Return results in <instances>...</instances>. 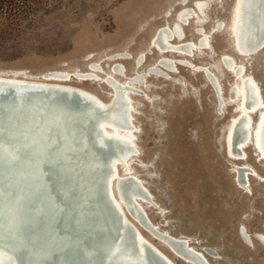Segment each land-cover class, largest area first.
<instances>
[{
  "label": "rangeland",
  "instance_id": "1",
  "mask_svg": "<svg viewBox=\"0 0 264 264\" xmlns=\"http://www.w3.org/2000/svg\"><path fill=\"white\" fill-rule=\"evenodd\" d=\"M196 1L40 0L27 13H15L14 17L1 10L0 73L20 71L36 77L63 71L76 76L93 70L95 63L99 80L73 79L71 84L95 93L106 104L110 90L103 81L111 73L119 82L135 79L134 62L146 52L149 54L139 70L150 75L159 57L151 52L156 31L172 26L177 15ZM205 2L203 22H192L185 31L190 42H198V26L208 34L215 54L198 53L192 60L212 69L213 77H220L223 93L202 74L183 67L171 74V80H166V74L162 78L148 76L133 87L129 103L134 106L138 152L129 166L121 163L120 169L125 172L129 167L140 183V189L134 188L132 194L144 218L133 217L123 186L116 185L115 193L130 214V225L177 264H181L175 259L182 256L179 248L161 245L153 235L163 233L171 241L191 239L204 254L200 256L202 264H264V163L255 157L254 149H246L247 167L251 173L257 170L259 177L254 173L251 186L244 188L241 162L232 161L225 152V134L236 109L222 104L229 102L236 80L223 72L221 61L223 55H230L246 66L264 96V50L251 57L237 56L231 41L236 0ZM117 65L122 70L120 76L113 73ZM257 234L261 236L255 238Z\"/></svg>",
  "mask_w": 264,
  "mask_h": 264
},
{
  "label": "bare ground",
  "instance_id": "2",
  "mask_svg": "<svg viewBox=\"0 0 264 264\" xmlns=\"http://www.w3.org/2000/svg\"><path fill=\"white\" fill-rule=\"evenodd\" d=\"M206 2L205 0H198L196 1L195 5H193V7L190 6V8H183L184 10L179 13V15L176 13L177 17L175 19V23H173L172 26L171 24L170 26L165 25L156 31L155 36L151 41V52L157 53L159 57L158 60H156V65L151 68L150 75L148 76H151V78L153 76L162 78V76H164L163 74H166V80H171L173 78L171 74L180 72V67L188 68L195 72V74H202L217 92L221 89V92L223 93L224 87L222 88V84H220V77H217L216 75L213 77V73H211L212 69H209L205 66H198L192 60V57H195L198 53H204L207 51L208 54H215V50L208 39V34L206 32L203 34V29L198 26L197 30L199 31L196 33V35L199 36L198 42H190L187 40L185 31V27L190 26L192 22H203L204 18L202 17V14L206 13ZM259 3L260 0H236L233 21L231 25V41L232 47L237 56L251 57L264 50V3L261 2V5ZM252 12L255 13L253 16L254 26L249 27V21H252L250 19ZM250 30L253 33L252 36L250 35L249 37ZM258 36L263 37L261 38L260 43L255 44V39ZM148 54L149 53L146 52L139 57L137 56L134 66L135 70L138 71V76L135 79H132V81L129 83L119 82L117 76H114L112 73L110 77H107V79L103 81V84H105V86H107V88L110 90V99L106 104L102 103L100 98H98L95 93L77 85L75 86L71 84L73 79L82 82L89 80H99L100 75H98L99 73L96 71L98 66L95 63L92 65L93 70H88V73L83 74L77 73L76 76H69L63 71L45 72L36 77L26 76L25 73L20 71L0 73V91L17 88L37 91L44 90L48 95L57 96L61 93L77 94L82 97L83 100L85 99L92 101L91 104H86L82 110L83 113L89 116V118L86 120L81 116L71 113H67L64 116L59 114L57 115L54 113V110L45 111L44 114L30 117V114H28V111H26L28 106L25 108V110L20 112L21 116L18 117L19 122L21 121V125H24L22 129H27L34 135L37 133V136L39 135L38 137L41 136L42 138L44 133H48V139L54 140H56V138L60 139L59 135L63 130H66L67 133H70V131L75 130L74 128H76V126L80 127L81 125L82 128H84L88 125V128L97 130L96 139H98V142L101 145L105 146L104 153L98 152L97 156H95L92 151H89L88 153V151L83 149H80L79 151H71L67 149L66 153H61V155H58V150H54L56 156H61L63 161L65 160V164H62L60 167L61 172H67L66 174H70L72 176L69 180V183L72 184L70 186L69 183H67V186L72 187L73 185L75 186V189L79 188L83 193V195L79 196L75 194L69 202L71 205L70 210L72 217L70 216L68 220L64 219L56 222L57 229L65 237L67 234H69V230L74 228L75 223H77L76 220L78 215H74L76 207L83 205V197L88 196L91 192V188L87 182L92 183L96 181V179L99 181L101 180L103 169L100 168V163H103L105 160L104 157H107V159L109 158V166L105 171L104 180L108 186V192L112 198V202L126 222V226H129L132 223H130L128 220V215L130 216V214L125 212L120 199L115 193V187L118 184L123 186L122 188L129 194V203L135 213L134 215L131 210L133 217L136 220L144 218L142 208L139 206L138 201L135 200L136 198L134 193L132 194V190H134V188L140 189V183L136 181L134 173L129 172V167L127 171L122 172L120 169V164L122 163V166L125 167L129 166L131 159L134 158L135 153L138 152L137 145L135 144L134 140V138H136L135 124L132 123V119L134 118L132 109L134 106L129 103V100L132 101L130 94L134 89L133 87L137 86V84L142 81L145 82L144 80H146V77H148L147 75L141 74L139 70L143 63V59L145 58L146 60ZM235 60L230 55H223L221 58V61L224 62L223 65H225L223 72L225 71L229 74L231 73L236 80V84H232L231 86L229 102H224L222 104L223 106H234L236 109V114L229 123L224 142L227 156L234 162H241L239 172L243 173L242 176L244 182L242 184L244 188H246L247 184L250 185L251 176H255L254 173L257 174V170H253L254 173H251L249 167H247L249 165L247 164L246 149H254L257 154L255 157L260 159V163H264V96L262 93V87L256 78L248 72L246 66L239 65V63ZM121 71L122 70L120 69V66L117 65L113 73L120 76ZM147 80L149 81V78ZM148 81L146 82L148 83ZM219 102H221L220 99ZM96 105L101 111H96V108V110L87 112L88 109H93ZM255 117L257 119H255ZM107 118L110 119L109 122L105 121ZM75 119H77V121H75ZM3 121L4 124H2L5 126V128L12 127L11 123H7L5 119H3ZM247 123L249 124L248 137L243 141H240V143H237L239 149L237 150L238 153H235L234 142L232 144L231 135L234 133V131H236L238 134V130H241L243 126L245 128ZM109 143H114V145L110 146ZM1 145L2 144H0V147ZM13 146L14 145H10L9 147L15 149ZM118 154L121 155L119 159L115 157ZM29 159L30 158L27 157H22L21 159L23 160L22 162L24 164H28V167H24V169H22L18 166L24 174L28 171L29 166L35 167L38 164L36 160H34L35 158ZM125 162H128L127 165ZM5 163V161L0 162V171L7 166ZM74 165L79 166L78 168H75ZM72 168L74 170H71ZM130 170H133V167H131ZM236 171H238V169ZM33 172L34 169L29 173L34 174ZM95 174L96 178H94ZM258 174L257 176L259 177ZM1 176L2 175L0 172V177ZM10 179L12 180L13 177H10ZM122 188L120 187L121 190ZM45 191L46 190L43 189V187H40L37 190L39 195H43ZM146 202L149 204V199ZM13 207V202L2 195V192L0 191V228L3 226L5 229H7L6 233H4L5 242L11 246L12 230L7 224V217L11 215L13 221L17 223V226L20 225L25 246H35V248H38L43 255H48L49 257H58L56 258L58 261L59 256L62 254L61 250L63 244L60 241H57L55 238L47 235L45 222L37 219L34 216L31 206L28 204L23 205L21 209H15L16 211L14 212ZM52 207L54 211L57 210L56 205H53ZM45 211H47L46 213H50L51 209L48 210V208H45ZM21 213L27 216V223L20 224L22 216ZM133 217L131 216V218L135 220ZM90 225L93 224L91 223ZM150 225L155 227V225L151 222ZM132 227L134 226L132 225ZM135 232L138 243L141 247L146 248L150 246V248L167 264H177L174 261H171L163 253L152 247L139 230H135ZM153 232H155L154 229ZM1 234L2 233L0 230V247L5 248L6 244H2ZM257 235L258 236H255V238L261 236L260 234ZM153 239L158 241V243L161 245L166 246L172 244L179 248L180 254L182 256L177 255L175 256V259L181 264H202L200 256H203L204 254L195 247V242L191 241V239L186 237L172 238L173 241H171L166 239V236L163 233H156V235H153ZM28 249L29 248L23 251V264H41V260L29 253ZM84 250L85 249L80 248L77 249L78 258L83 256ZM100 250L101 253L104 252V254L107 252V249L104 246H102ZM102 259L103 253L95 261V264H102ZM75 264H82V261L80 262V260H77ZM137 264L140 263L138 262Z\"/></svg>",
  "mask_w": 264,
  "mask_h": 264
},
{
  "label": "water",
  "instance_id": "3",
  "mask_svg": "<svg viewBox=\"0 0 264 264\" xmlns=\"http://www.w3.org/2000/svg\"><path fill=\"white\" fill-rule=\"evenodd\" d=\"M261 2L264 3V0H260V5ZM254 15L255 13L252 12L250 17L252 21H249V27L254 26ZM252 33L250 30L249 37L252 36ZM262 37L258 36L255 39V44L260 43ZM6 90L0 91V144H2L0 162L5 161L7 164L0 171L2 175L0 191L2 195L13 202V212L21 209L25 204L30 205L34 216L45 222L47 235L60 241L63 247L62 254L57 261L58 257L43 255L35 246H25L20 225L17 226L12 216L9 215L7 224L12 230L11 246L5 242L4 238L7 229L1 226L2 244H6V246L5 248L0 247V251H2L0 252V264H21L23 251L27 248H29V253L41 260V264H55L56 261V264H75L77 260L82 261V264H95L102 253V264H137L138 262L140 264H167L150 246L146 248L140 246L135 229L131 225L126 226V222L115 208L104 180L105 171L109 166L107 157H104L105 160L100 163V168L103 169L101 180L96 179V181L90 182L91 185L87 182L91 192L88 196L83 197V205L76 207L74 215L77 214L78 218L75 227L69 230L66 237L57 229V221L68 220L72 215L69 202L74 195H83L79 188L75 189L73 185L72 187L67 186L72 176L66 174L67 172H61L60 167L65 164V160L63 161L58 155L65 154L67 149L71 151L83 149L88 153L92 151L97 156L98 152L104 153L105 146L96 139L97 130L88 128V125L84 128L81 125L80 127L76 126L75 130L70 133L63 130L59 135L60 139L54 140L48 139V133H44L46 135L43 134V138L41 136L40 138L37 133L34 135L31 131L22 129L24 125H21L18 117L21 116L20 112L28 106L26 111L30 117L54 110L57 115L64 116L71 113L86 120L89 116L82 110L86 104H91L92 101L83 100L77 94L61 93L56 96L48 95L44 90L18 88ZM91 110L101 111L97 105L93 109H88L87 112H91ZM3 119L7 123H11L12 127L5 128ZM248 126L247 123L245 128L243 126L241 130H238V134L234 131L231 135L235 153H238L239 149L237 143L248 137ZM10 145H14L15 149L9 147ZM109 145L112 146L114 143H109ZM54 150H58L57 156ZM22 157L35 158L37 166H29L28 171L25 174L22 173L19 167L22 169L28 167V164L22 162ZM74 166L78 168L79 165ZM32 168L34 174L29 173L33 170ZM10 177L13 179L11 180ZM94 178H96V174ZM241 182H244L243 176ZM71 184L69 183L70 186ZM40 187L46 190L43 195H39L37 192ZM53 205L57 206L56 211L53 210ZM45 208L51 209L50 213H46ZM27 220V216L22 214L20 224L27 223ZM91 223L93 225H90ZM102 246L107 249L105 254L101 253ZM78 248L85 249L81 258L77 257Z\"/></svg>",
  "mask_w": 264,
  "mask_h": 264
},
{
  "label": "trees",
  "instance_id": "4",
  "mask_svg": "<svg viewBox=\"0 0 264 264\" xmlns=\"http://www.w3.org/2000/svg\"><path fill=\"white\" fill-rule=\"evenodd\" d=\"M40 0H0V11L4 10L10 17L17 16L15 13L24 14Z\"/></svg>",
  "mask_w": 264,
  "mask_h": 264
},
{
  "label": "snow or ice",
  "instance_id": "5",
  "mask_svg": "<svg viewBox=\"0 0 264 264\" xmlns=\"http://www.w3.org/2000/svg\"><path fill=\"white\" fill-rule=\"evenodd\" d=\"M21 264H23V261H21Z\"/></svg>",
  "mask_w": 264,
  "mask_h": 264
}]
</instances>
